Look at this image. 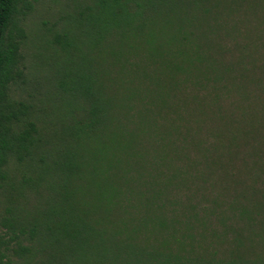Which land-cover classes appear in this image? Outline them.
Wrapping results in <instances>:
<instances>
[{"label":"trees","instance_id":"16d2710c","mask_svg":"<svg viewBox=\"0 0 264 264\" xmlns=\"http://www.w3.org/2000/svg\"><path fill=\"white\" fill-rule=\"evenodd\" d=\"M260 2L0 0V264H264Z\"/></svg>","mask_w":264,"mask_h":264},{"label":"rangeland","instance_id":"374dc122","mask_svg":"<svg viewBox=\"0 0 264 264\" xmlns=\"http://www.w3.org/2000/svg\"><path fill=\"white\" fill-rule=\"evenodd\" d=\"M259 8L264 12V2H260ZM22 63L24 64V66L26 68L29 66L27 58H24V60H22ZM19 66L21 68V65H19ZM26 71L28 72V70H26ZM26 71H24V72H26ZM28 79H29L28 77L22 79V80L27 81V83H25V84H21V82H20V84L19 83L17 84V89H16L15 93L13 94L15 96V99L19 98V96L22 99H27V95L31 94L33 92V90H35V88L38 86L37 85L38 83H39V85L44 84L43 81H35L34 83H30L28 81ZM11 89H15V88L12 87ZM36 96H37V94H36ZM36 96H34V98H37Z\"/></svg>","mask_w":264,"mask_h":264}]
</instances>
